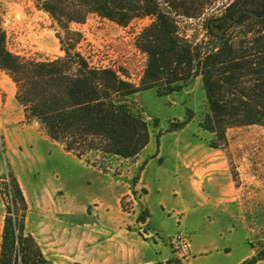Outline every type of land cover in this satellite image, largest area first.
I'll return each mask as SVG.
<instances>
[{"label": "rangeland", "instance_id": "obj_1", "mask_svg": "<svg viewBox=\"0 0 264 264\" xmlns=\"http://www.w3.org/2000/svg\"><path fill=\"white\" fill-rule=\"evenodd\" d=\"M231 2L208 0L196 17H176L181 35L207 50L208 25L212 31L227 26L223 14ZM0 19L12 53L35 59L63 54L55 24L34 0H0ZM151 21L134 18L121 26L91 14L70 27L81 32L78 49L92 64L139 85L147 56L135 39ZM128 101L148 123L150 141L140 155L77 157L24 118L15 86L0 70V188L6 191L10 169L27 201L26 229L44 255L54 264H185L170 240L182 232L190 242L187 221L201 232H232L225 235L230 255H214L213 264L253 256L264 243V123L228 128L226 144L210 147L213 134L200 127L208 111L200 77L169 94L142 89ZM3 216L0 193V233Z\"/></svg>", "mask_w": 264, "mask_h": 264}, {"label": "trees", "instance_id": "obj_2", "mask_svg": "<svg viewBox=\"0 0 264 264\" xmlns=\"http://www.w3.org/2000/svg\"><path fill=\"white\" fill-rule=\"evenodd\" d=\"M34 2L55 24L63 54L35 59L12 53L0 19V70L14 84L24 118L36 121L65 151L77 157L95 152L108 160L137 156L150 132L128 97L151 87L169 94L196 77L201 78L208 108L200 127L213 134L210 147L226 144L228 128L264 123V0H232L223 14L227 26L217 24L223 31L215 33L208 25L207 50L181 35L176 17H196L208 0ZM91 14L121 26L134 18H152L135 39L147 56L139 85L114 68L92 64L78 49L83 36L70 24L83 23ZM4 185L0 264H54L26 229L27 201L10 169ZM254 252L239 264L264 260V243Z\"/></svg>", "mask_w": 264, "mask_h": 264}, {"label": "crops", "instance_id": "obj_3", "mask_svg": "<svg viewBox=\"0 0 264 264\" xmlns=\"http://www.w3.org/2000/svg\"><path fill=\"white\" fill-rule=\"evenodd\" d=\"M140 153L138 155H140ZM157 156L158 154L156 155V157ZM154 159L155 158H153L152 160L154 161ZM152 160H150L149 163ZM149 163H147L145 167L143 168L142 170L143 173L147 171ZM142 185L145 186L144 183ZM149 213H150V209H149ZM184 218H187L186 214L184 215ZM148 221H151V214H150ZM202 222L203 220L199 218V221H198L199 225H201ZM204 222L206 224L209 223V225H211L210 223H212V222H206V221ZM185 225L187 229L191 231L190 247L187 253V257L185 258V261H186L185 264H213V260L211 261V259L214 257V255H217V256L223 255L225 257L230 255L231 248H229L228 250H225V248L228 247V244L226 243L227 240H226L225 235L226 233L228 234L232 233V232H229L228 229L225 230L226 232H224V229H218V228L214 231H209L205 229L203 230L204 232H201L199 229H196L195 228L196 226L194 225H193V228L188 227L189 223H187V221L185 222ZM155 231L157 230L155 229ZM242 258L243 257L237 258L232 264H239ZM154 261H149L148 263L152 264Z\"/></svg>", "mask_w": 264, "mask_h": 264}, {"label": "built area", "instance_id": "obj_4", "mask_svg": "<svg viewBox=\"0 0 264 264\" xmlns=\"http://www.w3.org/2000/svg\"><path fill=\"white\" fill-rule=\"evenodd\" d=\"M170 243L172 244L173 248L176 250L177 254H179V257H187V253L190 247V242L187 238V236L182 232L175 233Z\"/></svg>", "mask_w": 264, "mask_h": 264}, {"label": "water", "instance_id": "obj_5", "mask_svg": "<svg viewBox=\"0 0 264 264\" xmlns=\"http://www.w3.org/2000/svg\"><path fill=\"white\" fill-rule=\"evenodd\" d=\"M212 24H213V23H212ZM212 26H213V25H212ZM212 29H213L214 32H217L218 27H213ZM215 29H216V31H215Z\"/></svg>", "mask_w": 264, "mask_h": 264}]
</instances>
